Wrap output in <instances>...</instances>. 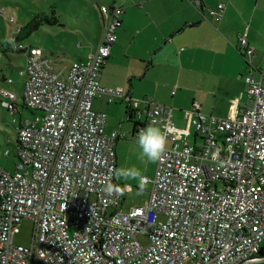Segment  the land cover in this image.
Listing matches in <instances>:
<instances>
[{"label":"built area","instance_id":"2783aa9c","mask_svg":"<svg viewBox=\"0 0 264 264\" xmlns=\"http://www.w3.org/2000/svg\"><path fill=\"white\" fill-rule=\"evenodd\" d=\"M198 5L200 0H192ZM226 6L211 11L220 22ZM103 29L86 63L54 72L40 48H26L23 100L35 111L18 129L13 172L0 168V264H247L264 246V76L246 78L249 103L239 115L207 116L194 105L185 130L171 107L146 98L129 102L134 119L167 128L168 146L157 163L145 206L120 209L115 142L106 115L93 110L100 95L122 97L99 85L122 25L123 9L100 8ZM8 15L0 8V20ZM104 17H106L104 19ZM10 24L15 20L10 17ZM20 28L18 29V31ZM247 34L240 49L247 48ZM20 49H25L23 45ZM5 83L12 85L13 80ZM0 105L18 112L16 94L0 86ZM194 128L204 135L196 149ZM226 134L220 143L214 132ZM6 157L9 151L5 152ZM111 183L119 191H103ZM163 218L164 220H161ZM32 221L30 247L14 244L18 226ZM148 238L143 245L139 236Z\"/></svg>","mask_w":264,"mask_h":264},{"label":"crops","instance_id":"0c3cea01","mask_svg":"<svg viewBox=\"0 0 264 264\" xmlns=\"http://www.w3.org/2000/svg\"><path fill=\"white\" fill-rule=\"evenodd\" d=\"M221 4L226 6L225 13L217 23L211 11ZM87 5L98 28L90 45L77 44L79 61L86 60L99 44L104 24L100 8L123 9L118 40L99 78L100 86L121 89L122 97L111 101L110 96L100 95L93 100V110L106 115L105 134H119L116 168L135 167L150 180L157 168L158 161L147 162L136 143L138 132L150 122L145 116L141 120L133 118L130 101L154 98L172 108L175 126L185 130L186 114L195 104L207 116L239 115L249 103L246 78L260 81L264 76V0H200L198 5L192 0H110L107 5L87 0ZM244 34L248 46L240 49ZM43 59L53 68L44 51ZM191 131L189 143L201 149L204 140L194 128ZM214 136L217 138L216 133ZM0 168L8 171L7 164ZM116 181L123 195L138 183ZM150 186L146 183L144 190Z\"/></svg>","mask_w":264,"mask_h":264},{"label":"rangeland","instance_id":"374dc122","mask_svg":"<svg viewBox=\"0 0 264 264\" xmlns=\"http://www.w3.org/2000/svg\"><path fill=\"white\" fill-rule=\"evenodd\" d=\"M97 1L101 5H107L110 2V0ZM93 3L94 0H92ZM1 7L6 8L9 13L5 19L0 20V86L12 90L17 96L18 103L22 104L25 78L20 76V71L26 68V61L24 53L13 52L10 49L8 40L17 34L20 26L25 27L33 20L41 22L38 29L33 31L29 29L28 35L24 32V38L20 43L25 47L42 48L44 56L53 66L55 73H62L61 75L65 77L68 75V67L71 64L88 61L89 56L86 60L79 61V53L77 52V44H83V47L90 45L91 36L96 33L98 28L95 15H92L90 8H88L87 0H0ZM95 7L97 9L96 5ZM97 11L99 10L97 9ZM10 17L14 18V24H10L8 21ZM53 18L57 22H53ZM3 77L12 79L13 84L5 83ZM148 98L157 103L154 98ZM34 118V113L22 105L20 113L15 116L10 112H5L0 105V167L7 164V170L14 171L17 163L14 153V144L17 142L18 134L17 128L25 119L33 120ZM215 133L219 142L222 143L226 134L219 131ZM7 139L11 142L10 144L5 143ZM6 150L11 152L9 157L5 155ZM123 151L124 149L121 150V153ZM124 159L122 157V161ZM148 200L149 189L142 190L137 183L128 187L120 209L123 212H129L133 208L145 206ZM161 220L164 219L161 218ZM17 229L14 244L30 247L34 236L33 222L23 220ZM139 240L143 245L149 244L148 238L144 235H140Z\"/></svg>","mask_w":264,"mask_h":264},{"label":"clouds","instance_id":"9594fccd","mask_svg":"<svg viewBox=\"0 0 264 264\" xmlns=\"http://www.w3.org/2000/svg\"><path fill=\"white\" fill-rule=\"evenodd\" d=\"M136 143L141 151V156L149 163H156L162 159L168 146V133L166 127L158 126L153 121L138 132ZM113 175L117 180H135L143 190L146 186L147 178L140 169L135 167H119L113 170ZM103 191L112 194L119 189L111 183L105 185Z\"/></svg>","mask_w":264,"mask_h":264},{"label":"trees","instance_id":"16d2710c","mask_svg":"<svg viewBox=\"0 0 264 264\" xmlns=\"http://www.w3.org/2000/svg\"><path fill=\"white\" fill-rule=\"evenodd\" d=\"M215 19V18H214ZM49 21V20H48ZM53 22H57V20L55 19V18H53V20H52ZM41 24V22H39V21H37V22H35L34 20L31 22V23H29L28 25H26L25 27H19L20 28V30L19 31H17V34L16 35H13L12 37H10L9 38V40H8V45H9V47H10V49L13 51V52H18V53H24V58L26 59V48H29V47H25L23 44H21L20 42L23 40V33L24 32H26L27 33V35H28V32H30V31H33V30H36V29H38V27H39V25ZM29 29H30V31H29ZM20 45H23L24 46V48L25 49H20L19 48V46ZM11 47H13V48H11ZM31 48V47H30ZM9 50V49H8ZM108 61V60H107ZM106 61V62H107ZM106 64V63H105ZM105 66V65H104ZM104 68V67H103ZM103 68H102V70H103ZM101 70V71H102ZM3 80L5 81L6 80V77H3ZM21 105H22V107L24 106V107H26L28 110H30L32 113H34L35 114V111L34 110H32L30 107H28V105L26 104V102L23 100V97H22V104H20V103H18V107H19V110H18V112L17 113H15V114H12V115H17L18 113H20V107H21ZM5 110V109H4ZM7 112H9V111H7ZM131 113V112H130ZM132 116H133V114H131ZM215 117V116H214ZM134 118V117H133ZM219 118V117H218ZM135 124L137 125V126H139V127H142L143 125L140 123V122H135ZM20 128V127H19ZM18 128V129H19ZM220 132V131H219ZM215 133V132H214ZM198 134V133H197ZM199 135V134H198ZM200 135H201V137H202V139H203V137H204V135H202L201 133H200ZM118 137H119V134H118ZM118 137H117V139H118ZM215 137V136H214ZM117 139H116V141H117ZM215 139H217V138H215ZM218 140V139H217ZM219 141V140H218ZM5 143H7V144H10L11 142L10 141H5ZM115 146H116V142H115ZM14 148L17 150V148H18V145L16 144L15 146H14ZM116 151V150H115ZM149 197H150V193H149ZM123 200H124V195H123V192H122V199H121V203H120V207H121V205H122V203H123ZM259 259H261V260H264V246L261 248V250H260V252L258 253V256H257ZM261 264H264V263H261Z\"/></svg>","mask_w":264,"mask_h":264},{"label":"water","instance_id":"95a60500","mask_svg":"<svg viewBox=\"0 0 264 264\" xmlns=\"http://www.w3.org/2000/svg\"><path fill=\"white\" fill-rule=\"evenodd\" d=\"M264 263V260H251L247 264H261Z\"/></svg>","mask_w":264,"mask_h":264}]
</instances>
